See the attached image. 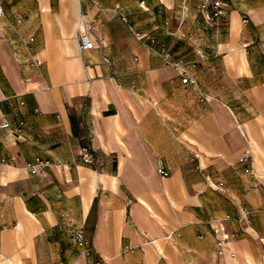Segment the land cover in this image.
<instances>
[{"label":"crops","instance_id":"crops-1","mask_svg":"<svg viewBox=\"0 0 264 264\" xmlns=\"http://www.w3.org/2000/svg\"><path fill=\"white\" fill-rule=\"evenodd\" d=\"M223 1L0 0V264H264V0Z\"/></svg>","mask_w":264,"mask_h":264},{"label":"built area","instance_id":"built-area-1","mask_svg":"<svg viewBox=\"0 0 264 264\" xmlns=\"http://www.w3.org/2000/svg\"><path fill=\"white\" fill-rule=\"evenodd\" d=\"M201 8L205 9L207 12L206 18L210 24H215L217 20L225 14V2L223 0H201L200 4ZM1 13V11H0ZM77 29L79 32V40H80V47L82 49H90L94 46V42L89 34L88 29L85 27V25L82 22H79L77 25ZM35 62H38L36 60ZM170 65L180 68L183 66V63L181 61H171L169 62ZM188 81L190 83H194L195 79L192 76L188 77ZM1 127L7 126L6 121H2L0 123ZM81 158L84 162L90 163L93 160V153L89 147H83L81 149ZM37 164H45V162L40 161L37 159ZM158 172L162 175H167V171H165L160 163H158ZM221 184V182L219 183ZM217 232V229H216ZM74 238L77 242V245H79L82 248V251L85 254H90V247L88 245V239L85 236L83 226H79L74 229L73 231ZM225 239V235H220L219 237V245L222 244V242Z\"/></svg>","mask_w":264,"mask_h":264}]
</instances>
